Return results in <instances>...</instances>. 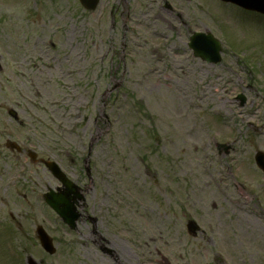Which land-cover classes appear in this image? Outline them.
<instances>
[{"label":"rangeland","instance_id":"obj_1","mask_svg":"<svg viewBox=\"0 0 264 264\" xmlns=\"http://www.w3.org/2000/svg\"><path fill=\"white\" fill-rule=\"evenodd\" d=\"M111 6L141 18L135 0ZM187 8L189 34L197 27L220 40L219 63L194 58L186 30L160 20L146 41H126L121 30L111 41L97 12L87 17L74 0H0V264H22L17 253L44 264H106L83 224L87 237L71 235L51 258L27 242L37 225L68 237L40 202L26 212L23 195L56 181L6 150L8 140L49 154L78 182L90 148L99 199L106 188L115 206L96 228L119 231L131 262L264 264V175L253 161L264 153V18L215 0ZM189 220L201 230L195 237Z\"/></svg>","mask_w":264,"mask_h":264},{"label":"water","instance_id":"obj_2","mask_svg":"<svg viewBox=\"0 0 264 264\" xmlns=\"http://www.w3.org/2000/svg\"><path fill=\"white\" fill-rule=\"evenodd\" d=\"M230 1L236 2L238 4H242V5L246 6L247 8L259 10V11L264 13V3L262 4V2L255 1L256 4H254V3L251 4L253 2L251 0H230ZM211 43L212 42H210V41H208V42L206 41V44L208 45L209 52L203 51L199 47V45H197V44L194 46V42H192V44H190V46L191 47L194 46L197 49L196 50L197 55H201L203 58L207 59L208 62L209 61L216 62L217 58L215 55L218 51V48H217V46H213ZM204 53H205V55H203ZM256 160H257L258 165L264 170V159H263V157H261L260 155L259 156L257 155ZM48 167L53 172V174L59 178L58 169L55 168L53 165H48ZM49 203L53 207V209H55V210H57L58 206L60 205L59 202L54 201V200H50Z\"/></svg>","mask_w":264,"mask_h":264},{"label":"flooded vegetation","instance_id":"obj_3","mask_svg":"<svg viewBox=\"0 0 264 264\" xmlns=\"http://www.w3.org/2000/svg\"><path fill=\"white\" fill-rule=\"evenodd\" d=\"M163 2L162 6L160 7V11H162L163 14L167 15L171 21H175L176 25H178V28L182 29L185 28L187 29V21H188V17H187V9L186 7L182 4L185 3L183 0H178V8L174 11L172 8L169 7V5H166V3H164V0H161ZM148 11V10H146ZM146 14V13H145ZM144 15H142V17H146ZM160 13H157L156 15H154L153 17H160L159 16ZM172 29H174L173 26H171Z\"/></svg>","mask_w":264,"mask_h":264}]
</instances>
